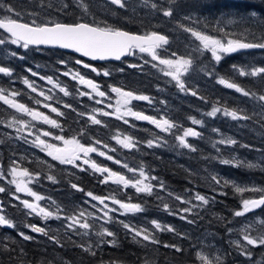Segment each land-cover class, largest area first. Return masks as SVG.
<instances>
[{"label": "flooded vegetation", "instance_id": "1", "mask_svg": "<svg viewBox=\"0 0 264 264\" xmlns=\"http://www.w3.org/2000/svg\"><path fill=\"white\" fill-rule=\"evenodd\" d=\"M57 22L63 23L60 21L53 23ZM0 34L11 37L3 29H0ZM168 42L162 43L154 50L156 57L161 55L162 49H166ZM36 49L38 52L35 53L19 50L15 55L11 49H1L3 53L0 54V67L8 68L11 74L0 73V90L8 99L37 110L47 115L50 120H55L59 127L45 123L42 119L34 120L27 113L20 112L0 100V188L4 189L0 192V215L15 225L0 226V236L17 235L25 240L20 235L23 232L32 237L25 240L26 242L34 241L39 243L41 248H46L50 245L45 238L47 235L73 236L78 231L77 225H73L74 229L69 231L66 225V222L72 223L69 217H79L80 220L94 217L103 219L111 214L113 218H123L124 210L113 203V200L125 203L126 192L142 200L147 197L155 202L160 201L156 198L162 194L161 192L145 195L137 192L131 185L125 187L117 184L114 182L115 177H109L107 172H97L91 167L92 163L124 175L132 181L135 178L134 174L142 170L146 182L152 179L162 182L156 173L159 171L156 168L162 166L169 169L174 165V168L194 172L195 170L203 172L205 168L211 167L216 169V152L208 145L210 139L206 140L207 134L214 135L215 132L210 131L212 126L209 127L210 130H206L207 132L203 131L204 116L197 115V108L203 106V100L172 99L171 85L166 82L167 76L157 74V70L152 68L154 59L151 52L132 49L130 57L126 59L133 58L134 66H126V59L99 63L56 48ZM31 55H39L48 67H38L29 62L28 57ZM14 58L20 61L21 67H12ZM78 60L82 63H77ZM85 64L89 67H85ZM93 68L96 71H93ZM105 72L108 75H104ZM148 73L160 77L154 79ZM80 77L85 81H92L98 86L97 89L93 90L87 83H81ZM25 80L28 84L24 83ZM153 81H159V85L152 84ZM33 88L36 91H33ZM113 88H118L121 92H131L134 96H147L149 99H131L124 104L121 95L112 91ZM98 91L104 92L105 95L103 97L97 95ZM41 92L44 95H40ZM65 92L68 94L65 95ZM12 93L16 95L13 96ZM52 108H56L57 111L53 112ZM129 110L152 117L161 124L168 120L174 125L169 129L171 133L150 121L137 119ZM90 117H95L101 123H93ZM192 119L200 120L202 125L193 124ZM187 128H192L200 135L185 137L190 147H183L177 137L182 136ZM44 132H49L50 135L45 136ZM57 136L63 137L64 140L75 139L84 147H94L97 151L88 153L87 156L79 153L80 159L75 164L61 163L48 154V149L39 144V140H43L47 144L64 148L63 140L56 139ZM127 139L131 141L133 147L126 148L120 143ZM149 141L152 142L151 146ZM205 146L208 150L204 157ZM100 152L105 155H100ZM108 156L113 159H108ZM85 160L89 163L85 164ZM125 164L127 168L123 166ZM149 168H153L154 172H150ZM13 169L19 172V175L26 170L28 175H21L19 180L16 177L13 179L15 174ZM197 174L199 184L203 183V175ZM13 180L42 199L37 201L28 191L17 192V185L12 183ZM73 184L78 187L73 188ZM167 185L163 192L167 194L166 198L171 197L174 200L175 189ZM214 186L216 188V185ZM89 192L103 198L104 204L93 200L87 195ZM23 201L44 208L51 212L52 216L45 218L38 214V211L32 212L24 206ZM105 204L108 205L107 208L104 207ZM81 212L84 213L82 217ZM14 215L21 216L24 220L21 228L16 225ZM30 225L42 228L44 232H34Z\"/></svg>", "mask_w": 264, "mask_h": 264}, {"label": "trees", "instance_id": "2", "mask_svg": "<svg viewBox=\"0 0 264 264\" xmlns=\"http://www.w3.org/2000/svg\"><path fill=\"white\" fill-rule=\"evenodd\" d=\"M122 2L125 4L123 8L112 4L111 0H52L48 2L0 0V19L10 17L29 24L33 21L38 24L53 23L54 21L85 22L110 26L136 34L149 35L155 32L166 36L169 46L166 47L165 53L161 52V57L183 58L192 61L189 65L191 81L188 80V76L180 77V81L184 84L183 90L179 88L177 81L169 82L172 99L203 100V106L197 108V115L204 114L202 122L205 125L203 129L205 132L211 126L217 127L214 117L207 115L214 106L222 110H236L239 115L249 117L246 122L259 133L260 137H251L246 134L251 139L248 142L249 146L245 147L244 142L241 141L244 148H240L239 143H235L233 148L235 151H246L250 148L264 153V120L254 116V110H251L252 106L264 112V101L259 99L260 95H264V74L240 75L241 70L249 73L255 68L264 67V49L252 48L233 54H224L222 59L217 62L209 53L198 51L190 41L192 34L185 30L192 28L224 41L228 39H240L244 42L260 41V38L264 37V9L257 7L258 17L249 18L248 9L253 6L251 0H122ZM9 8L13 11L9 12ZM169 9L172 11V15L164 16L163 11ZM0 39L5 40V43L0 44V48L9 50L11 46L7 39L2 34H0ZM1 49L0 54L3 53ZM26 51L35 53L38 52V49L29 46ZM28 61L38 67H48L39 55L29 56ZM21 66L20 61L14 58L12 67ZM126 66H134L133 58L126 59ZM148 75L154 79L160 77L152 73H148ZM221 78L236 83L247 90L250 95L241 97L240 93L234 89L220 84ZM158 82L153 81L152 84L159 85ZM166 82L168 83V81ZM179 92H190L191 97L186 98ZM193 92L196 95H192ZM253 93L255 95H251ZM178 95L182 99H177ZM219 117L218 115L216 118ZM222 124L223 121L218 123L220 126ZM212 138V135H206V140ZM207 150L208 148L205 146L204 157ZM220 154V158H224V153ZM209 155L212 156V154ZM225 167L235 177H243L248 173L244 167L231 165V168ZM152 169L149 168L150 172H154ZM156 169L159 170L156 173L164 185L167 183L173 190L175 189L176 193H201L208 200L204 206H212L216 211L214 212L215 216L209 214L210 210L206 207L194 214L187 213L184 207H180L175 210L176 213H180L179 216L172 218V221L179 222L180 220L181 225L179 227L173 225L170 231L166 229L154 232L151 237L156 242H152L150 239L146 244L127 234L125 229L120 226L118 229L116 228L117 231L113 236H101L96 231L98 226L91 223L92 219L90 224L88 222L90 227L86 229L89 230L87 231L89 237L94 233L90 238L78 236L77 232L79 231H76L73 236L47 235L45 238L47 242H50V245H47L46 248H41L39 243L34 241L26 242L17 235H4L0 236V264H204L198 257L197 245L194 244L193 237L190 235L186 237L184 235L186 232L178 230L182 225L183 227L188 226L186 229L191 232L204 230L216 233L220 239V243L219 239L217 242L222 247L223 257L219 264H264V251L261 245L252 246L249 256L228 240L232 226L236 225L234 213L242 206L241 198L235 187L221 181L222 186L219 192L211 189L205 190L201 186L203 183L199 184L198 174L194 171L174 168V165L169 169H165L164 166ZM262 173L258 170L250 172L252 177L250 184H264V174ZM249 195L245 191L243 198H248ZM124 200L125 203L140 204L145 208L146 213L147 210L150 211L149 214L152 209H160L162 210L160 212H165L163 205L161 206L164 201L155 202L147 197L142 200L138 196L133 197L128 192L125 193ZM178 201L183 203L181 199ZM166 203L170 202L166 201ZM182 208L185 212L182 211ZM93 219L102 220L95 217ZM14 221L21 228L24 220L21 216L14 215ZM94 235L95 237H93ZM217 242L215 241V245ZM177 248L180 251H177Z\"/></svg>", "mask_w": 264, "mask_h": 264}, {"label": "snow or ice", "instance_id": "3", "mask_svg": "<svg viewBox=\"0 0 264 264\" xmlns=\"http://www.w3.org/2000/svg\"><path fill=\"white\" fill-rule=\"evenodd\" d=\"M112 4L118 5L119 7L123 8L125 7V4L122 2V0H111ZM252 7L248 9L249 12V18H256L258 17L259 13L257 11V7L260 9H264V0H251ZM153 7H156L153 5ZM9 12H12L13 10L11 8L8 9ZM164 16H171L172 11L164 10L163 11ZM0 29L5 30L7 33L10 34L12 37L11 43L17 44L22 46L23 48L27 49L30 45H52V46H58L63 49H73L74 51L81 53L83 56L91 57L92 59H107L109 57H113L117 60L121 58V56L129 54L132 49L138 48L140 52H151L153 55V59H156V55L154 50L161 46V44H166L168 41L165 36L159 35L155 32L151 33L149 36H139L130 34L126 31L120 30L118 28H112L110 26H100L97 24H90L85 22H78L73 24H66V23H42L38 24L35 21H33L31 24L29 23H21L17 19L5 17L3 19H0ZM186 31L190 32L194 37H196L197 40L200 41L201 45L205 50L211 51V54L215 61L219 62L222 59V54H230L233 52H236L241 49H252V48H260L264 49V37L260 38V41H254V42H244L240 39H228L227 41H224L222 39H218L212 35L205 34L199 31H195L192 28H186ZM5 43L4 39H0V44ZM15 55V53H13ZM175 55V54H173ZM63 63V62H62ZM77 63H82V61H77ZM161 64L167 65L169 71H167L165 74L172 76L174 80L177 81L179 87L183 90L184 84L180 81V75L182 74L181 69H183L184 72L188 71V66L192 63L190 59H177V60H171V59H164L160 61ZM85 67H89V65H84ZM93 71H96L95 68L92 69ZM0 73L5 74H11L10 70L6 67H0ZM35 74V73H33ZM211 75V73H209ZM259 74H264V67H259L253 69L251 72L246 73L243 70L240 71V75H251V76H257ZM104 75H108L107 72L104 73ZM81 83H87L92 87L93 90L97 89V85L94 84L92 81L88 80L85 81L83 77H80ZM25 84H28V81H24ZM220 84L225 85L229 89H234L236 92L241 93L244 96H249L250 93L242 88L241 86L237 85L236 83L229 82L223 78L219 80ZM31 87V85H29ZM33 91H36L35 88L32 89ZM61 91H64L61 89ZM112 91L117 92L121 95L122 102L124 104H127L131 99H142V100H148L149 98L147 96H134L131 92H121L118 88H113ZM68 93L65 92V95ZM13 96L16 95V93H12ZM40 95H44V93H40ZM97 95L103 97L105 95L104 92L98 91ZM192 95H196L195 92L192 93ZM251 95H255L254 93ZM259 99L261 101H264V95H260ZM0 100H3L4 103L9 104L13 108H16L18 111L27 113L30 115L34 120H40L42 119L45 123L52 124L53 126L59 127L57 125L55 120H50L47 115H44L43 113L32 110L28 107H26L24 104L18 103L15 100L8 99L5 95H3L2 90H0ZM99 102V101H98ZM37 103H40L37 101ZM45 107H48V105H45ZM53 112H56V108L51 109ZM223 111V115L230 116L233 120L236 119H249V117L244 115H239L236 110L229 111L227 109H221L219 107H213L210 112L207 113L210 117H215L217 113ZM131 115L135 116L139 120H147L151 123L155 124L157 127L162 128L164 131H168L171 129L174 125L171 124L168 120H164L161 124L156 119L142 115L140 113L131 112L129 110ZM104 115H109V113H104ZM93 123L99 124L101 123L100 120L95 119V117H90ZM193 124H201L202 122L200 120L192 119ZM45 136L50 135L49 132H44ZM200 133L193 130L192 128H187L183 131L182 136H178L177 139L180 142V145L183 147H190L185 141V137L192 136L197 137ZM39 139V137L37 138ZM56 139L63 140L65 147L64 148H58L54 145L47 144L43 140H39V144L42 145L44 148L48 149V154L50 156H53L54 159L59 160L61 163L66 164H75V162L80 159L79 153H84L85 156L88 155V153L96 152L97 149L94 147H84L82 144L79 143V141L72 139V140H64L63 137L57 136ZM220 143H227V144H234L235 141L232 139L227 140H221ZM97 143H100L97 141ZM120 143L123 144L126 148L133 147V144L125 141H120ZM149 146H151L152 142L149 141ZM71 146V147H69ZM100 155H105V153L100 152ZM108 159H113L111 156L107 157ZM116 163H120V161H115ZM85 164L89 163L88 160L84 161ZM221 163L225 165H233V166H239V164L235 160H221ZM124 167H128L126 164L123 165ZM250 167L252 165H249ZM91 167L95 169L97 172H107L109 173V177H115L114 182L117 184H121L125 187L131 185L136 189L137 192L141 193H149L151 194L152 188L149 184L144 183L140 179H137L135 181H132L130 179H127L124 175H120L116 172L110 171L108 168H100L95 163H92ZM15 169H13V173H15ZM129 171H135L134 169H129ZM21 175H28L27 171L25 170ZM144 172L140 171V176L144 177ZM49 179H52V177H49ZM147 179V177H145ZM217 183H220V181L217 179V177L213 176L212 178ZM107 182V178L106 181ZM12 183H16V191H28L30 195L34 196L37 201L42 199L41 196L36 195V193L31 192V190L26 189L21 186L20 183H17V181L13 180ZM225 183H228L225 181ZM73 188H77L78 186L73 184ZM83 191L82 189H79ZM237 191L243 192L247 189L244 188H236ZM4 191L3 188H0V192ZM264 191V190H261ZM88 196H90L93 200H98L101 204H104V199L101 197L94 196L91 192L87 193ZM198 200L203 201L205 204L208 203V200L203 196H197ZM113 203L118 204L120 208L124 210L125 213H137L142 211V206L137 203H123L119 200H113ZM23 204L26 208L32 210V212H37L38 214H42L45 218L52 216L51 212L46 211L44 208L39 207L33 203H29L28 201H23ZM264 206V195L260 196L258 199H245L242 201V209L238 210L234 213L236 216H242L245 213L252 211L255 208ZM105 208L108 207V205H104ZM167 207V206H165ZM114 210V209H113ZM84 215L83 212L80 213V217ZM107 215V213H105ZM72 221L68 225L69 228H72L73 225H79V227L88 229L90 225L87 222L81 223L79 217H69ZM155 223V222H153ZM0 226H8V227H15V225L8 219H6L3 215H0ZM32 231L34 232H44V229L36 227L35 225H30ZM124 227L129 229L130 231L135 233V236H142L144 240H150L152 237L150 234L141 231L136 230L134 228H131L130 225L124 224ZM157 227L159 225L157 224ZM171 230V229H169ZM45 235L47 233H44ZM20 235L25 240H30L32 237L25 235L23 232L20 233ZM101 236L107 235L112 236L113 233L110 231H107L105 229L104 232L100 233ZM244 239L247 241L248 245H264V236L261 237H250L249 235H245ZM152 242H156L154 239ZM90 250V249H86ZM177 251H180L179 248L176 249ZM246 255H251L250 252L244 253Z\"/></svg>", "mask_w": 264, "mask_h": 264}, {"label": "rangeland", "instance_id": "4", "mask_svg": "<svg viewBox=\"0 0 264 264\" xmlns=\"http://www.w3.org/2000/svg\"><path fill=\"white\" fill-rule=\"evenodd\" d=\"M5 37V36H3ZM191 40L194 47L196 49H198V51L200 52H207L209 53L211 56V51L209 50H205L203 48V46L201 45L200 41L196 39V37H194L193 35H191ZM8 41V43L11 46V50L13 47V52L15 53L19 50L21 51H25L27 49L23 48L20 45L17 44H13L11 43V37L7 36L5 37ZM191 43V42H190ZM169 46V43L166 45ZM190 46V45H189ZM188 46V47H189ZM190 48V47H189ZM163 52L165 53V51L167 49H162ZM224 54H222L223 56ZM213 57V56H212ZM164 59H171V60H177L175 58H170V57H161L160 55L156 57V59H154V65L152 66V68L156 69V73L157 74H161L162 76H167L168 78V82L172 83V81H176L172 78V76L170 75H166L165 73L167 71H169L168 66L161 64L160 61L164 60ZM189 66H188V71L184 72L183 69H181L182 74L180 75V77L182 76H188V80L191 81L192 77L190 75V70H189ZM249 71V70H248ZM250 72V71H249ZM178 85V83H177ZM180 88V87H179ZM180 94H182L184 97L186 98H190V92H179ZM241 97H245L244 95H242L240 93ZM180 96H177V99H179ZM237 98V96H236ZM182 99V98H180ZM254 110L253 115L259 117L260 119L264 120V112L257 109L256 107H252L251 106V110ZM218 115L220 116L219 118ZM215 120L216 122V126L217 127H213L211 128V132H215L212 139L209 140L208 145H210V149L214 152H216V169H212L211 168H205V170L203 172H196V171H201V170H195V173H199L202 176V180H203V184L201 185L203 187V189L207 190V189H211V190H215L216 192H219L220 187L222 186L220 183H217L216 181H214L212 178L213 176L217 177V179L222 183H225V181H227L229 184H231L233 187L237 188H244L247 189L245 191H247V193H249V197L248 198H243L244 192H238V195L241 198L240 203L245 200V199H258L260 196L264 195V184H258L255 183L254 185H251V181H252V177L250 172H256V170L263 172L262 174H264V153L260 152L259 150H252L250 148H248L246 151H240L237 150L235 151L233 148V145L235 143H239L240 148L243 147L241 141H243L245 147L249 146L250 142L249 140H251L247 135L249 136H254V137H260L259 133L250 125L246 122V119H236L233 120L230 116H225L223 115V111L217 113V115L215 116ZM220 121H223V124L220 126L218 125V123ZM203 127H205V125H203ZM168 133H171V130H168ZM245 134V135H244ZM227 139H232L235 141L234 144H227V143H220L219 141L221 140H227ZM130 140L127 139L125 140V142H129ZM131 142V141H130ZM244 148V147H243ZM221 152H223V157L224 158H220L221 156ZM235 160L238 164L239 167H244V169L248 172L246 174L243 175V177H235L232 176L231 173L228 171L229 169H227L230 167L231 164L229 165H225L223 163H221V160ZM249 165H252L251 167ZM233 166V165H231ZM231 168V167H230ZM135 178L133 179V181L140 179L141 181H143L144 183H147L151 186L152 193H156V192H161L162 194L159 195V197H157V200H160V202H162L161 206L163 205V208L165 212H160L162 210L158 209V210H153L151 214H149L150 211L146 210L144 207H142V211L138 212V214H130V213H125L124 212V216L122 219H113V217H111V214H108L109 216H105L102 220H96V219H89L86 222L90 224V220L91 223L93 225H95L96 227L98 226V228L96 229V231L100 234L102 232L105 231V229L107 231H110L113 233V235L116 233L117 229L122 228L125 229V231L127 232V234L133 236L134 238H136L137 240L143 242V243H147L150 240H144L142 238V236H135V233L130 231L129 229L124 227V224H128L130 225L131 228H134L136 230H141L144 231L148 234H153L156 231H160V230H166V229H171L172 230V226H176L179 227L181 224L179 222H174L172 221V218H176V216H179L178 213H176V209H179L180 207H184L186 209V212H190V213H196L198 212V210L206 207V209L210 210L209 214L215 216L213 207L211 206H204V202L201 200L197 199L198 195H189V194H183L182 196L178 193L175 194L176 199L172 200L171 197L166 198V195L163 190L166 189L165 185L163 183V181H158L156 179H152L150 182H146L144 180L143 177L140 176V173H135ZM23 176V175H22ZM16 177L17 180H19V178H21V175H19V172L15 171V174L13 175V179ZM241 179V180H240ZM244 179V180H243ZM216 185V188L215 186ZM162 190V191H160ZM145 195H151L149 193H144ZM157 194V193H156ZM201 194V193H200ZM202 196V194L200 195ZM238 198V199H240ZM183 200V203H179L178 200ZM172 200V202H171ZM166 201L170 202V203H166ZM110 206V205H109ZM160 206V207H161ZM167 206V207H165ZM159 207V208H160ZM184 208H182V211H184ZM242 209V206L239 210ZM165 213V214H163ZM174 214H176L174 216ZM236 216V215H235ZM236 225L232 226V231L230 232L229 236H228V240L229 242L231 241L235 246L239 247L244 253L250 252L251 247L253 245H248L247 241L244 239V236L247 234L250 237L256 238V237H261L264 236V206L258 207L253 209L252 211H249L247 213H245L242 216H236ZM81 223L85 222V220H80ZM155 222V223H153ZM64 224V223H63ZM70 223L66 222V225L68 227ZM157 224L159 225V227H157ZM117 225V226H116ZM101 228V229H100ZM117 228V229H116ZM188 226H184L182 225V227L180 229H178L179 231H184L186 232V237H188V235L192 236L194 241H195V245H197V254L199 259L202 261V263L204 264H219V262L221 260H223L222 257V247L221 245H218V237L216 235V233L214 231H204V230H197L196 232H191V230L187 229ZM72 228H69V231H72ZM77 230L79 232L78 236H82V238L84 237H89V233L87 232L86 229L79 227V225L77 224ZM95 231V232H96ZM170 231V230H169ZM76 233V232H75ZM189 233V234H188ZM94 234V233H93ZM91 234V236L93 235ZM97 234V233H95ZM112 235V236H113ZM90 236V237H91ZM6 237V236H5ZM89 237V238H90ZM95 237V235L93 236ZM152 240V239H151ZM90 241V240H89ZM215 241L217 242V244L215 245ZM219 243H220V239H219ZM89 244V243H88ZM262 246V250L264 251V245ZM244 264H251V263H244Z\"/></svg>", "mask_w": 264, "mask_h": 264}, {"label": "water", "instance_id": "5", "mask_svg": "<svg viewBox=\"0 0 264 264\" xmlns=\"http://www.w3.org/2000/svg\"><path fill=\"white\" fill-rule=\"evenodd\" d=\"M19 22H21V21H19ZM21 23H24V22H21ZM66 24H69V23H66ZM123 31H125V30H123ZM126 32H128L130 34H134V35H139V36H149V35L136 34V33H132V32H129V31H126ZM159 35H162V34H159ZM166 39L168 41V38L167 37H166ZM30 46L36 47V48H40V47H43V48H56V49H60V50L66 51V52H71V53L77 54L78 56H81V57H83V58H85L87 60H91V61H95V62H99V63L108 62V61H120V60H123V59L128 58L130 56V54H131V52H130L129 54L123 55V56H121V58L119 60H117V59H115L113 57H109V58L103 59V60H100V59H95L94 60L91 57L83 56L81 53H78V52L74 51L73 49H63V48H60L58 46H52V45H30ZM242 50H244V49H241V51ZM238 51H240V50H238Z\"/></svg>", "mask_w": 264, "mask_h": 264}, {"label": "bare ground", "instance_id": "6", "mask_svg": "<svg viewBox=\"0 0 264 264\" xmlns=\"http://www.w3.org/2000/svg\"><path fill=\"white\" fill-rule=\"evenodd\" d=\"M199 116H204V114L203 113H200V115Z\"/></svg>", "mask_w": 264, "mask_h": 264}]
</instances>
